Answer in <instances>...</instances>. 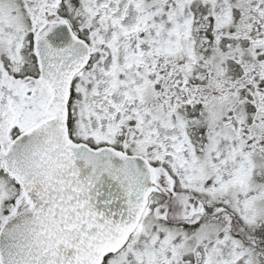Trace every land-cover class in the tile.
Masks as SVG:
<instances>
[{"label":"snow or ice","instance_id":"snow-or-ice-1","mask_svg":"<svg viewBox=\"0 0 264 264\" xmlns=\"http://www.w3.org/2000/svg\"><path fill=\"white\" fill-rule=\"evenodd\" d=\"M0 264H264V0H0Z\"/></svg>","mask_w":264,"mask_h":264}]
</instances>
